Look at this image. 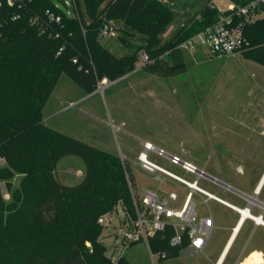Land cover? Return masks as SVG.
<instances>
[{
  "label": "trees",
  "instance_id": "1",
  "mask_svg": "<svg viewBox=\"0 0 264 264\" xmlns=\"http://www.w3.org/2000/svg\"><path fill=\"white\" fill-rule=\"evenodd\" d=\"M104 1L78 0L80 11L70 18L52 0H27L22 7L0 0V15L7 18L0 27V264H113L100 240L103 228L98 218L120 202L132 207L122 162L109 151L45 125L44 109L63 75L92 93L103 77L116 79L132 72L141 51L152 59H168L169 74L182 73L187 63L177 44L220 13L209 6L211 0H205L163 43L159 33L176 19L169 3L109 0L108 13L120 9L125 25H132V13L155 21L156 35L146 44H131L132 53L117 56L98 39ZM47 9L62 17L60 24H50L47 30L58 36L42 32L31 22L32 16ZM13 13L19 18L12 20ZM120 30L128 33L123 27ZM245 35L243 56L264 65V17L249 24ZM66 156H76L85 165V175L76 184L63 183L56 174ZM17 174L20 183L13 188ZM3 185L12 193L10 201ZM151 246L154 251L170 248L169 240L160 234L151 239ZM119 264H126V257Z\"/></svg>",
  "mask_w": 264,
  "mask_h": 264
},
{
  "label": "rangeland",
  "instance_id": "2",
  "mask_svg": "<svg viewBox=\"0 0 264 264\" xmlns=\"http://www.w3.org/2000/svg\"><path fill=\"white\" fill-rule=\"evenodd\" d=\"M108 1L102 4V8H106L101 18L112 23L117 31L102 43L115 55L132 53L131 44H146L156 35L154 20L132 13V25H125L119 18L120 9L108 13ZM162 1L176 10L174 23L167 31L159 33L164 43L170 41L205 0ZM215 1L220 8H225L226 0ZM52 2L64 15L74 17L71 0ZM74 2L78 14L79 2ZM120 27L128 33H122ZM243 50L244 47L236 55L222 58L208 54L206 47L195 57L184 51L187 69L176 75L169 74L170 61L162 56L153 57L147 65L138 61L132 72L116 79L110 76L100 79L92 93H86L63 75L44 109L43 123L117 155L125 170L130 193L131 188L138 194L149 188L175 190L180 196L188 191L184 184L161 172L149 173L141 168L138 155L145 140L168 153L179 154L212 177L252 192L249 180H257L260 175L256 173L261 174L264 168V65L245 58ZM148 157L189 181L197 179L200 187L235 205L247 204L233 192L225 191L221 184L206 176L198 177L154 151ZM56 174L63 183L76 184L85 175V165L76 156H66L59 162ZM20 179V174L13 177V188L19 186ZM3 191L5 199L10 201L12 193L5 185ZM193 200L199 218L210 215L214 218L213 233L205 253H189L184 249L178 256L156 259L154 263L147 244L139 242L127 250L126 264H213L228 237L227 229L236 224L239 214L213 199H208L206 204L197 194ZM118 210L122 213L120 205ZM112 231L102 230L100 240L109 243ZM242 233L245 241L249 240L243 256L259 243L264 247L263 227L257 229L247 221ZM243 249L244 245L236 252L234 249L225 264L235 262Z\"/></svg>",
  "mask_w": 264,
  "mask_h": 264
},
{
  "label": "built area",
  "instance_id": "3",
  "mask_svg": "<svg viewBox=\"0 0 264 264\" xmlns=\"http://www.w3.org/2000/svg\"><path fill=\"white\" fill-rule=\"evenodd\" d=\"M26 1L8 0V5L22 7ZM67 3L70 4L69 2ZM71 5L75 11V15H77V10L74 8V0H71ZM209 6L219 9L220 13L217 19L200 31L180 41L177 47L189 52L193 57L203 47L207 48L208 54L217 58L236 55L246 43V27L264 16V0H248L245 3L226 0L225 8L223 9L215 3V0H211ZM10 18L12 20L18 19L19 14L13 13ZM6 22L7 18L0 15V27ZM31 22L38 25L42 32H49L50 36H53V34L58 36L57 32L47 30H49L50 24H60L62 17L51 9H47L42 15L36 14L32 16ZM116 31V27L112 23L103 21L99 28L98 39L102 41L105 38L113 37L116 35ZM152 60L146 51L140 52L138 61L141 64H150ZM142 146L143 149L138 155L142 169L149 173L161 172L184 184L188 188V191L183 196H180L175 190L168 191L164 188H149L142 194H138L131 188V209H128L120 202L111 211L100 215L98 223L103 227V230H113L109 234V237H111L109 243L104 242L106 247L105 254L113 264H119L125 257L127 250L139 242L147 244L152 260L167 259L176 248L180 247L181 249L189 247L194 251L202 252L212 235L213 217L210 215L199 218L196 211V203L193 200L195 194L203 197L206 204L208 203V199H213L235 209L242 216H244L243 210L249 211L248 208H239L200 187L197 179L193 182L189 181L152 161L149 159L148 154L154 151L184 170L197 174L198 177L206 176L213 182L222 184L221 180L206 174L195 163L184 159L179 154L168 153L163 148L157 147L146 140L143 141ZM226 187L227 189L232 188L228 184ZM119 205L122 208V213L118 210ZM247 217L258 221L253 215H248ZM258 217L262 219V215ZM114 219H116V222ZM258 222L264 225L263 220ZM157 234H160L161 239L169 240V249L153 250L151 239ZM186 241L187 244L184 245ZM214 264H220V261Z\"/></svg>",
  "mask_w": 264,
  "mask_h": 264
},
{
  "label": "crops",
  "instance_id": "4",
  "mask_svg": "<svg viewBox=\"0 0 264 264\" xmlns=\"http://www.w3.org/2000/svg\"><path fill=\"white\" fill-rule=\"evenodd\" d=\"M215 3H216V1H215ZM252 171L257 172V170H254V168H252ZM256 174L260 175V177L257 180L251 179V180H249V183H248L249 189H251L252 192H246V191L238 188L232 182L226 183V182L222 181V182L230 185L232 187L231 189H227L225 184H221V186H222V188L223 187L225 188V191L233 192L237 196L243 198L247 202V204L243 207H240V206L235 205L234 203L228 201L227 199H225L226 201H228L229 203H231V204H233L239 208H242V209L248 208L250 213L256 217H258L259 215H262V220H264V168H263L261 174H258V173H256ZM221 204H223V203H221ZM223 205H225V204H223ZM225 206H227V205H225ZM227 207L230 208L231 210H233L234 212L238 213L239 219L235 225H233L227 229L229 231L228 237L224 240V244L222 246L221 252H220L217 260L214 261L213 264L216 263L217 261H220V264H225L227 262L229 256H230V254L234 251V249H236L234 251V252H236L237 249L240 247V245L241 246L244 245V249H243L242 253L240 254V256L238 257V259L235 262H233L232 264H243L244 261L246 260V258H248V257L250 259H249V261L246 262V264H264V247L260 243L255 245L252 248V250L246 256H243V252H244L246 246L248 245L249 240L245 241L246 238L243 237V233H242L243 229L245 228L247 221H251L253 223V225L255 226V228H257V229L259 227L264 228V225H262L260 222L256 221L254 218L242 216L235 209H233L229 206H227ZM213 229H214V218H213ZM212 233H213V231H212ZM209 242H210V239H209L207 245L205 246V248L203 249V251L200 253H205L206 249L209 246ZM184 249H186L189 253L194 251L193 249H191L189 247H185V248L180 249L179 254ZM157 260H162V259H157ZM153 262L155 263L156 261L153 260Z\"/></svg>",
  "mask_w": 264,
  "mask_h": 264
},
{
  "label": "bare ground",
  "instance_id": "5",
  "mask_svg": "<svg viewBox=\"0 0 264 264\" xmlns=\"http://www.w3.org/2000/svg\"><path fill=\"white\" fill-rule=\"evenodd\" d=\"M261 183V182H260ZM254 200V199H253ZM255 201V200H254ZM253 203V202H252ZM243 214H244V216H248V215H253V214H251L248 210H243ZM253 217H256V216H254L253 215ZM244 218V217H243ZM256 219L258 220V221H262V219L260 218V217H256ZM264 221V220H263Z\"/></svg>",
  "mask_w": 264,
  "mask_h": 264
},
{
  "label": "water",
  "instance_id": "6",
  "mask_svg": "<svg viewBox=\"0 0 264 264\" xmlns=\"http://www.w3.org/2000/svg\"><path fill=\"white\" fill-rule=\"evenodd\" d=\"M222 184H225V185H227L226 183H224V182H222Z\"/></svg>",
  "mask_w": 264,
  "mask_h": 264
}]
</instances>
